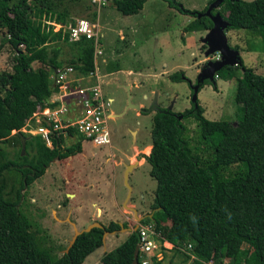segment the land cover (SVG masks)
Segmentation results:
<instances>
[{
  "label": "trees",
  "instance_id": "obj_1",
  "mask_svg": "<svg viewBox=\"0 0 264 264\" xmlns=\"http://www.w3.org/2000/svg\"><path fill=\"white\" fill-rule=\"evenodd\" d=\"M147 0H115L113 8L122 15L137 13ZM167 6L192 17L182 27L183 32L207 30L212 22L204 14L208 4L199 11L183 8L176 0H162ZM80 3L87 10V0H0V30L13 49L11 71L0 72V142L10 132L23 137L22 145L12 157L0 149V175L2 171L15 170L20 174V186L25 187L40 177L53 159H64L81 150L80 138L63 146L61 136L53 137L47 147L38 135L21 131L27 120L34 124L31 114L44 106L53 90L48 70L64 62L76 72L93 71L94 44L84 37L68 41L67 34L59 29L42 32L29 17L33 9L48 14L54 22L72 21L70 7ZM85 4V5H83ZM218 13L226 22V30L246 29L257 31L264 52V0H222ZM36 12L35 15H41ZM199 14V15H198ZM198 15V16H197ZM95 11L89 9L84 17L93 20ZM24 47V51L19 46ZM238 50L236 45L229 46ZM67 52L65 59L61 55ZM32 62L39 66L34 69ZM238 64L224 65L214 72L228 80L229 71L240 68L236 79L234 120H210L203 115L197 98L189 101L182 111L150 106L140 109L143 114L153 111L150 128V150L144 156L149 165L148 174L156 186L150 204V217L141 222L151 223L160 236L172 246L189 244V264H264V76ZM173 81H186L190 96L196 85L197 92L205 85L215 87L211 79H195L191 83L182 71L171 73ZM192 117L199 126V136L213 151V160L202 166L198 155L192 153L184 138L182 119ZM22 149V151H21ZM242 163V174L229 179H219L216 168L221 165ZM0 184V264H80L94 249L101 246L102 229L93 227L80 233L67 252L60 256L52 253L48 235L33 227L29 218L18 206L20 196L9 201L2 196ZM124 226V224H122ZM107 231L120 228L110 221ZM137 243L136 232L127 234L121 243L99 257L100 264H130ZM139 260V258H138ZM151 264H163L153 260Z\"/></svg>",
  "mask_w": 264,
  "mask_h": 264
},
{
  "label": "rangeland",
  "instance_id": "obj_2",
  "mask_svg": "<svg viewBox=\"0 0 264 264\" xmlns=\"http://www.w3.org/2000/svg\"><path fill=\"white\" fill-rule=\"evenodd\" d=\"M176 1L183 8L196 11L202 10L209 2V0ZM89 9L87 10L80 3L74 7L71 6V15L68 20L87 19L84 16L89 13ZM215 9L222 11L223 8L218 5L212 8V10ZM186 17L187 15L168 7L166 2L162 0H147L143 3L142 8L132 15L120 14L110 3L95 11L92 22L98 26L99 33L102 34L97 37L96 41V43L98 42L97 50L100 51L101 49V53L96 52L95 55L97 59L100 57L106 59L104 72H100L101 76H99L100 92L102 90L105 97L112 98L108 111L120 115H116L114 119L107 121L109 141L112 138V144H115L121 140V133L115 130L120 123L138 127L136 140L133 137L134 133L129 137L125 131L123 134V137L126 136L125 142L121 143V149H114L115 147L111 149L110 153L113 152V155L109 154V156L111 155L108 158L109 162L102 160L108 155V144L96 146L89 142H83L80 152L64 159H53L49 162L44 173L25 187L20 186V174L17 171L6 170L1 172L0 184L3 198L13 201L17 195L20 196L18 201L20 211L29 218L33 227L48 235L49 245L55 256H60L66 248L73 233V225L79 230L93 221H98L103 226H106L110 221L122 223L124 215L130 213L129 207H134L132 202L126 201L124 207L121 203L127 193V188L123 184L122 171L125 163L138 161L127 177V184L130 187L129 196L133 199L142 198L141 206H144L145 209L139 208V210L142 212L150 210L156 183L148 175L149 165L144 156L148 155L150 150L151 115L136 114V111L131 109L128 104L141 103L150 107L152 106L150 91L151 89H159L160 92L165 91L169 98L175 96L176 100L172 111L189 107L191 96L187 82H173L167 76L160 75V69L165 64L169 67L174 64L176 59L180 61L183 58V61L189 65L191 57H198L195 48L183 49L181 46L180 28ZM46 28V32H54L58 27L47 25ZM1 32L0 30V42L4 39ZM121 34L124 37L122 39L120 38ZM226 37L229 46L236 45L238 47V55L243 65L264 76V52L260 48L261 39L258 32L246 29L229 30ZM195 38H198V35ZM19 49L25 50L24 47L20 46ZM202 49L201 46L198 47L199 52ZM216 52H211L209 56H215ZM13 53L15 54L13 49L7 43H3L0 50V72L11 71ZM175 54H178L179 57L176 58ZM67 56V52H64L61 58L65 59ZM31 66L36 69L39 64L32 62ZM66 66L70 65L64 62L60 67ZM111 69L115 70L105 73ZM127 70L134 73L139 70L141 72L130 74L127 73ZM178 70H170L169 74ZM196 71L197 69L193 66L188 73H184V76L193 83L196 79ZM229 71L233 74L232 78L228 80L221 77L215 78L213 74L216 88L210 84H205L197 92L196 98L203 109V115L207 119L234 120L236 111L234 102L235 80L240 76L241 69L238 67ZM74 73L75 78L79 77L80 73L76 71ZM52 74V70L50 72L48 70L51 86ZM135 80L138 83L140 81V85L136 84ZM79 84L85 86L87 79L81 80ZM127 85L129 89H126ZM143 95H146V98H143ZM160 96L162 97V94ZM159 100L162 102L160 107L168 108L166 100ZM182 124L184 125V138L192 153L199 156L202 166L210 164L213 160V151L199 136L197 121L188 117L182 119ZM111 129H114V133ZM74 140V137L68 138L63 142V146L72 144ZM22 141V136L11 131L10 135L0 142V149L5 151L6 157L11 158L13 152H16L22 145ZM3 159L0 157V164ZM244 170L245 166L242 163L221 165L216 168L219 179H229L242 174ZM89 183H93L92 189L88 192H82L80 188H88ZM103 183H105L107 190L106 196L112 197L111 195H114L116 200L111 208L100 214L99 210L95 212L90 207L89 200L96 197V185ZM69 194L75 198H69ZM88 209L92 211H87ZM86 215L89 217L84 220ZM90 216H92L91 219ZM128 233L129 231L123 229L105 234L101 246L89 253L80 264H100L99 257L102 253L121 243ZM155 241L156 248L153 249L152 253L139 255V260L144 262L143 264H151L153 260H159L163 264L190 263L191 257L187 258L189 249L187 245L182 247L171 246L165 241H160L159 238H156ZM223 264H230V261L224 259Z\"/></svg>",
  "mask_w": 264,
  "mask_h": 264
},
{
  "label": "built area",
  "instance_id": "obj_3",
  "mask_svg": "<svg viewBox=\"0 0 264 264\" xmlns=\"http://www.w3.org/2000/svg\"><path fill=\"white\" fill-rule=\"evenodd\" d=\"M115 0H87L92 10L112 4ZM56 23V22H55ZM54 25V24H53ZM55 31L61 30L67 34L68 41H76L82 37L92 39L95 46L99 36L94 22L84 18H76L65 24L57 23ZM21 46V45H20ZM75 70L71 66L57 67L53 70L50 92L43 107L32 114L34 124L26 121L22 132L38 135L47 147L51 146L53 137L61 136L63 142L72 138L68 130H73L80 142L87 141L94 145H106L109 142L107 125V105L109 97L100 92V87L94 71L74 77ZM216 78L217 75L214 74ZM87 79V84L79 82ZM139 255H148L156 248V238L159 234L149 224H139L137 227ZM189 247V244H187ZM144 262H141L143 264Z\"/></svg>",
  "mask_w": 264,
  "mask_h": 264
},
{
  "label": "crops",
  "instance_id": "obj_4",
  "mask_svg": "<svg viewBox=\"0 0 264 264\" xmlns=\"http://www.w3.org/2000/svg\"><path fill=\"white\" fill-rule=\"evenodd\" d=\"M38 10H40V9H33V11H32V15L29 17V21L34 25V26H38L39 27V29H40V31H42V32H46L47 31V28H46V26L48 25V26H52L53 24L54 25H56L57 23H55L54 22V20L53 19H50V17H49V15L48 14H46V13H44V12H42L41 11V13L38 11ZM36 12H39L41 15H39V16H37V15H35V13ZM192 19V17H190V16H188L187 15V17H186V19H185V22H183L182 23V27L184 26V25H186L190 20ZM49 24H52V25H49ZM182 27L180 28L181 29V32H180V40H181V43H182V47H183V49H189V48H195V50H196V53L198 54V57L196 58V56H193V57H191V63L188 65V63H185L184 61H183V58L179 61V59H176V61L175 62H173L174 64H171L169 67L165 64V65H163V67H161V69H160V71H161V74L160 75H165V76H169L170 74V70H174V69H179L178 71H182L183 72V74L184 73H188V71L190 70V68L191 67H193V66H195V68L197 69V74H199V72L202 70V69H204L205 68V66H206V63H207V61H211V60H216V59H219V52L217 51L216 52V55L215 56H213V57H211V56H209L211 53H207L206 52V50H207V48H208V45H207V43L206 42H204L203 41V38L205 37V35H206V33L208 32V29L207 30H195V31H189V32H183L182 31ZM97 30H98V26H97ZM229 30H226L225 28H222V32H223V34L225 35V40H227V37H226V33L228 32ZM98 33H99V30H98ZM102 34H100L99 33V36H101ZM198 35V38H195L196 36ZM228 35V34H227ZM120 38L122 39V38H124L123 36H122V34H121V36H120ZM124 41H126V39H123ZM226 43H227V41H226ZM97 44H98V42L95 44V46H94V53H93V67H94V69H93V71H94V73L96 74V77H97V81H98V84H100V77L99 76H101V74H100V72H102L103 71V68H105V63H106V59L104 58V57H100V58H98L97 59V56L95 55V53L96 52H99V53H101V49H100V51L99 50H97ZM228 45V44H227ZM199 46H201L203 49H202V51L201 52H199V50H198V47ZM229 46V45H228ZM20 47H22V46H20ZM230 48V47H229ZM232 49V48H231ZM190 54L191 55H193V53L192 52H190ZM237 54H238V51H237ZM175 56H176V58H178L179 57V55L178 54H175ZM239 56V55H238ZM107 58V57H106ZM99 62V63H98ZM104 65V66H103ZM234 65H236V64H234ZM113 70H115V69H111V70H109V71H105V73L107 72V73H110V72H112ZM117 70V69H116ZM104 72V71H103ZM136 73H134V72H131L130 70H127V73H130V74H138L139 72H141L140 70L137 72V71H135ZM174 72H176V71H174ZM104 73V74H105ZM173 73V72H172ZM232 73V72H231ZM189 74L191 75V73L189 72ZM158 76V75H157ZM188 76V75H187ZM197 76V75H196ZM189 77V76H188ZM232 77H233V74H232ZM231 77V78H232ZM216 78H220V77H216ZM236 81V80H235ZM135 83L137 84L138 82L135 80ZM138 85H140V81H139V83H138ZM99 87H100V85H99ZM101 89V88H100ZM126 89H129V86L127 85L126 86ZM151 105L152 106H159L160 107V104L162 103L161 102V100H159V99H162V100H166L168 103H167V105H168V109H172L173 108V105L175 104V96H172V98H169V97H167L168 95H167V93L164 91V92H160L159 91V89L157 90V89H151ZM101 94L103 95V93H102V90H101ZM162 94V97L160 96ZM104 96V95H103ZM49 97V96H48ZM47 97V98H48ZM111 100H110V102H109V104L107 105V115H108V118H107V121L110 119H114L115 118V116L116 115H118V116H120L119 114H114V113H111V112H109L108 111V107H109V105L112 103V98L111 97H109ZM143 98H146V95H143ZM160 101V102H159ZM128 106L131 108V109H133V110H135L136 112V114H142L141 112H140V109H146V108H149V106H147V105H142L141 103H138V104H128ZM185 109L187 108V107H184ZM184 108H181V109H184ZM39 108L37 107V109H35L34 111H33V113H35L37 110H38ZM181 109H179V110H181ZM178 110V111H179ZM32 113V114H33ZM152 113H153V111H150L149 113H146V114H148V115H151L152 116ZM31 114V115H32ZM117 116V117H118ZM211 120V119H210ZM108 129H109V125H108ZM111 130H113V133H114V129H111ZM115 130H118L120 133H121V137H120V139L121 140H119V143H115V144H112V138L110 139V141H109V143H108V147H109V150H108V155L107 156H105L104 157V159H102V160H106V161H108L109 159L108 158H110L111 157V155L109 156V154H112L113 155V152L112 153H110V151H111V149L112 148H114V149H121V143H123V142H125V138H126V136H124L123 137V134L125 133V131L128 133V136L129 137H131L132 135H133V133H134V138H135V136H137L136 134H138V127L137 126H134V127H131V126H128V124H125V125H123V123H120L118 126H117V129H115ZM136 130V131H135ZM185 135V134H184ZM129 137H128V140H129ZM133 137H132V139H133ZM135 140H136V138H135ZM83 142H87V141H83ZM83 142H80V144L81 143H83ZM90 143V142H89ZM151 145V144H150ZM81 149H82V146H81ZM69 157V156H68ZM109 162V161H108ZM136 162V164H135V166L137 165V162L138 161H135ZM144 163H146L145 161H144ZM126 164H128V163H125L123 166L125 167V165ZM148 164V163H147ZM106 165H109V164H106ZM134 166V167H135ZM134 167L132 168V170L134 169ZM124 169V168H123ZM123 171V170H122ZM130 173V172H129ZM128 173V174H129ZM149 175V174H148ZM128 177V176H127ZM150 177V176H149ZM90 185V187L88 186V188H85V187H81L80 189H81V191L82 192H85V191H89L90 189H92V187H93V183H89ZM95 184V183H94ZM97 186V191H96V197H95V199H91V200H89L90 201V203H89V205H90V207H92L93 208V210H95V212L97 211V210H99V213L101 214V213H104L105 211H107L109 208H111V206L115 203V196L114 195H111L112 197H108V196H106V194H107V190L105 189L106 187H105V183H103V184H97L96 185ZM82 192H80V193H82ZM113 192V191H112ZM79 193V194H80ZM83 194V193H82ZM108 194H109V192H108ZM75 196V195H74ZM68 197L70 198V197H73L71 194H69L68 195ZM67 197V198H68ZM73 198H75V197H73ZM72 198V199H73ZM141 200H142V198L140 197V198H131L130 196H129V198L126 200V201H128V202H132V205H134V207H129L130 208V212H132V210H131V208H134L135 209V211H136V215L137 216H142V218L144 219L146 216H147V214H148V212H150V210L148 209L147 211L145 210V211H141V210H139V208L140 209H145V207L144 206H141ZM126 201H124L123 199H122V201H121V203H122V207H124V206H126L125 205V203H126ZM69 203V202H68ZM120 203V204H121ZM151 204V203H150ZM138 207H137V206ZM121 206V205H120ZM87 211H92V210H87ZM132 214H133V212H132ZM128 215H131V213H129ZM128 215H124V218H126ZM89 216H85V218H84V220H86L87 218H88ZM92 218V216H90V219ZM133 218L135 219V216H134V214H133ZM115 222V221H114ZM92 223V222H91ZM116 223H120V222H116ZM103 225V224H102ZM165 243L166 244H170L169 242H166L165 241Z\"/></svg>",
  "mask_w": 264,
  "mask_h": 264
},
{
  "label": "water",
  "instance_id": "obj_5",
  "mask_svg": "<svg viewBox=\"0 0 264 264\" xmlns=\"http://www.w3.org/2000/svg\"><path fill=\"white\" fill-rule=\"evenodd\" d=\"M222 0H213L206 8V10L204 11V14L206 16H208L212 22V26L211 28L208 29V32L206 33L205 37L203 38V41L207 43L208 48L206 50L207 53H211L214 51H218L219 52V59L216 60H211V61H207L206 66L204 69H202L199 74H197L196 79H200V78H208L211 79L213 77V74L216 70H218L220 67L224 66V65H234L237 63V58H238V54H237V50L231 49L229 48V46L226 43L225 40V35L222 32V28H225L226 26V22L220 17V15L218 13L215 14H211L210 10L213 7L218 6L221 3ZM199 15V14H198ZM197 15V16H198ZM197 86L195 85L193 87V92L191 95V100H194L197 96V90H196ZM22 140V138H21ZM22 144V143H21ZM136 162L134 163H128L125 165L124 169H123V184L125 185V187L127 188V193L124 197V201H126L129 198V192H130V187L127 184V176L128 173L132 170V168L135 166ZM134 216H135V220L136 223L134 224V226L132 228H123L121 223H118V225L120 226L119 230H126L129 232L135 231V229L137 228L138 222L143 219L142 216H137L136 215V211L134 208H131ZM148 217H150V213L147 214ZM96 227V228H100L102 229V236H101V241L103 243L104 240V235L105 234H110L115 232L116 230L113 231H107L104 226L98 222V221H93L92 223L88 224L87 226H85L82 229H76L73 225V233L72 236L70 237V239L68 240L67 246L64 249V253L67 252V250L71 247V245L73 244L74 240L76 239V237L82 233V232H87L89 231L91 228ZM136 238L138 240V236L136 234ZM138 246L137 243L135 244L134 248H133V252H132V259L130 264H139L138 259Z\"/></svg>",
  "mask_w": 264,
  "mask_h": 264
},
{
  "label": "flooded vegetation",
  "instance_id": "obj_6",
  "mask_svg": "<svg viewBox=\"0 0 264 264\" xmlns=\"http://www.w3.org/2000/svg\"><path fill=\"white\" fill-rule=\"evenodd\" d=\"M123 168H124V166H123ZM130 213H131V215H128L126 218H124V220L121 223V224H124V225L126 224L127 225V226H123V228H132L133 225L135 224V219L133 218V214H132V212H130ZM114 230H119V228L118 229H114Z\"/></svg>",
  "mask_w": 264,
  "mask_h": 264
},
{
  "label": "clouds",
  "instance_id": "obj_7",
  "mask_svg": "<svg viewBox=\"0 0 264 264\" xmlns=\"http://www.w3.org/2000/svg\"><path fill=\"white\" fill-rule=\"evenodd\" d=\"M148 213H150L151 214V211L150 212H148ZM147 217H148V215H147ZM143 219H141L139 222H138V225L139 224H149L151 227H152V224L151 223H143V222H141ZM135 223H136V220H135ZM118 224V223H117ZM122 225V224H121ZM138 225H137V227H138ZM119 226V225H118ZM134 226V225H133ZM105 227V226H104ZM120 227V226H119ZM123 227V226H122ZM120 229V228H119ZM117 231V230H116ZM134 232H136V234H137V228L135 229V231ZM158 238H160V236L158 237ZM137 242H138V240H137ZM167 242V241H166ZM137 246H138V244H137ZM171 246H172V244H171ZM139 258V250H138V256H137V259ZM138 262H139V264H141V261L140 260H138Z\"/></svg>",
  "mask_w": 264,
  "mask_h": 264
}]
</instances>
